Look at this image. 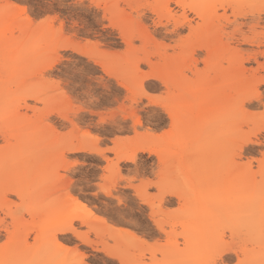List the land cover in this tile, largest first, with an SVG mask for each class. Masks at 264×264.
<instances>
[{
  "label": "snow or ice",
  "instance_id": "6c2138e0",
  "mask_svg": "<svg viewBox=\"0 0 264 264\" xmlns=\"http://www.w3.org/2000/svg\"><path fill=\"white\" fill-rule=\"evenodd\" d=\"M257 6L261 9V23L264 24V0H258V3L257 0H226L224 3L216 0H119L114 3L110 0H60V7L67 9L66 13L60 16H46L42 13V18H37L35 26L44 23L50 25L52 44L60 41L57 45L58 53L60 49H66L63 54L67 55L68 51H76L77 46L83 47L86 43L94 52L116 55L105 45L111 35L117 34L124 42L120 48L121 54L134 49L140 54L148 53V58L134 61L136 73L116 72L109 76L98 72L92 66L96 62L80 52L79 56L83 58L72 57L73 63L60 66L63 79L72 85L59 93L67 99V103L50 108H46L42 101L33 105L46 111L44 123L51 130L42 140L45 145L44 154L53 157L42 188L54 187L62 191V186L71 179L73 183L68 185L69 200L62 196L47 208H37L22 192L6 190V186L11 183V171L3 159V150L8 147L9 137L7 132L0 135V191H3L0 196V264H26L11 257L10 245L14 236L22 232L23 226L17 224V218L30 224L37 212L42 218L57 220L58 235L64 232L74 238L72 244L67 246L75 257L72 264H94L87 255L91 254L89 250L93 248L92 241L96 237L90 224L75 210L76 206L84 208L83 198H71L77 187L85 185L98 195H109V202L114 207L118 196H134L143 205L140 211L151 221L148 224L152 230L151 235L144 232L135 236V240L139 241L136 258L126 260L106 251L104 264H264V60L258 61L261 65L259 72L247 73L243 80L233 83L227 92V100L221 94L204 97L203 106H215L227 114L229 129L217 137L209 159L198 170H194L192 180L193 191L197 186H206L208 198H223L225 191L221 189L227 191L229 198L238 194L241 188L258 194L249 214L248 230L253 251L258 237V257L241 258V241L235 229L225 228L221 235L211 231L193 234L185 230L183 237L172 240L169 234L173 229L168 224L161 225V221L166 218V213L171 216L179 212L180 208L175 204L168 206L164 203L167 197L175 196L176 193L141 164L144 158L139 157L138 152L144 151L147 154L150 149L143 147L127 156H119L114 152L115 145L121 141L133 142L141 138L163 140L170 134H177L178 113L185 104L192 102L191 94L176 96L166 78L148 74L154 65L164 63L157 55V48L166 51L168 56H174L175 51L181 47L193 51L197 35L195 30L208 19L205 12L215 9V16L234 15V9H254ZM138 10H143L142 17L138 18ZM69 16L84 29L79 36L75 34L74 28L65 27ZM241 24L238 20L228 29L235 33L232 45L236 47L239 46L236 41L247 44L246 37L251 36L249 31L242 29ZM85 33L96 35H89L85 42ZM12 39L22 40L23 35L14 32L8 36L0 24V90L11 88L12 72H20L19 68L14 69L9 64L3 47L5 40ZM35 47L42 48L43 44ZM260 53L264 55V33L260 36ZM196 55L199 59L203 52ZM129 59H133L131 53ZM198 67L203 68L204 64ZM224 67L231 70L232 66L225 62ZM251 67L255 68L256 64L253 63ZM171 70L172 66L169 65ZM141 72L145 75L137 76ZM185 74L195 79L191 72ZM47 75L45 71L43 76ZM130 80L136 81L134 86L129 83ZM33 100L35 97H29L28 103ZM11 111V108L8 114L0 111V125L9 119ZM26 115L32 117L33 113L29 111ZM138 116L143 118V122H137ZM160 121H163L164 130L156 128L152 131V126ZM121 130H127V134ZM106 134L112 137L110 143L107 140L101 142ZM78 135L93 141L94 147L76 148L74 145ZM254 146H258V152ZM61 151L63 155L57 159L56 154ZM78 151L104 160V172H93L80 166L77 158L72 155ZM121 160H127L129 168L135 166L134 171L125 172ZM107 161H112V169L120 168L115 180L109 177L110 166ZM145 187L146 194L138 190ZM121 189L128 191L122 192ZM141 223L144 221L141 220ZM182 227H175V231L180 232ZM157 232L161 233L159 237L156 236ZM36 235V231L30 232L26 243L31 245ZM157 247L161 251L153 256L151 250Z\"/></svg>",
  "mask_w": 264,
  "mask_h": 264
},
{
  "label": "rangeland",
  "instance_id": "374dc122",
  "mask_svg": "<svg viewBox=\"0 0 264 264\" xmlns=\"http://www.w3.org/2000/svg\"><path fill=\"white\" fill-rule=\"evenodd\" d=\"M110 2H119V0H110ZM216 2L224 3L226 0H216ZM109 11L112 10L109 9ZM233 11L234 15L223 14L221 16L214 15L215 9L205 12L208 19L195 30L197 35L193 51L181 47L175 51L174 56H168L166 51L157 48V55L164 63L154 65L148 74L157 75L167 80L170 78L168 82L172 85L176 96L182 97L186 93L192 96V102L185 104L178 113V133L170 134L163 140L141 138L133 142L121 141L115 145L114 152L116 154L122 151L130 152L135 143L147 145L150 149L149 153L138 152V156L144 158L141 164L145 165L146 170L153 173L157 180L170 186L175 193L182 197L178 200L179 198L175 196H169L164 201L168 206L175 204L180 208L179 212L171 216L166 213V218L161 221V225L168 224L173 229L169 234L172 240L183 237L185 230H190L193 234L211 231L221 235L225 228L235 229L237 237L241 241V258H253L259 256L260 246L258 237L254 251L250 246L249 214L258 194L241 188L238 190V194L231 198L227 195V200L230 203L227 210L229 212L222 220H215L210 205L211 198L207 196V187L197 186L193 191L192 185L194 170H198L209 159L217 137L229 129L227 114L218 107L203 106L204 97L221 94L227 100V92L233 83L243 80L247 73L259 72L261 65L258 61L264 60V55L260 53V36L264 33L261 9L257 6L254 9L237 8ZM66 12L67 9L60 7V0H0V24L4 26L5 32L8 36H12L14 32L23 35L22 40H5L3 45L9 64L14 69H20L19 74L16 71L11 74L12 87L0 90V111L8 114V109L12 110L9 119L0 125V135L7 132L9 137L8 147L3 150V159L11 171V183L6 186V190L22 192L37 208H47L62 196L65 200H69L68 185L73 183L69 179L62 186V191L54 187L42 188L50 161L53 158L51 154H44L45 145L42 140L45 134H50L51 130L44 123L46 111L33 106L40 101L44 102L46 108L67 103V99L60 96L59 93L71 88L72 85L63 79L61 64L73 63L72 57L83 58L79 56V53L83 52L96 62L92 66L98 72L111 76L116 72L136 73L134 61L148 58V53L140 54L134 49H129V52L121 54L120 48L124 46V42L117 34L111 35L105 45L111 53L116 55L94 52L86 46V43L83 47L77 46L76 51H68L67 55L63 54L66 49H60L58 53L57 45L60 41L57 40L55 44H52L50 25L44 23L35 26V22L37 18H42V13L46 16H60L61 13ZM142 16L143 10H138V18ZM238 20L242 22V29L249 31L251 36L246 37L247 44L236 41V44L239 45L236 47L232 45L235 33L228 29L232 23ZM253 20L254 23H251ZM65 27L74 28L77 36L84 31L79 22L70 16L65 21ZM89 35L94 37L96 34L85 33L83 37L85 42ZM41 43L43 44L42 48L35 47ZM101 43L104 42L101 41ZM200 52H203V55L198 59L196 54ZM130 53L133 57L132 60L129 59ZM225 62L232 66L231 70L224 67ZM201 63L204 64L203 68L198 67ZM253 63L256 64L255 68L251 67ZM170 64L174 66L172 67L173 72L169 71ZM246 64L249 67H244ZM174 69L178 73L174 72ZM45 71L48 73L47 77L43 76ZM186 72H191L195 79L186 76ZM144 75L145 73L142 72L137 74L139 77ZM129 83L134 86L136 81L130 80ZM149 83L155 82L150 81ZM117 87H119L118 84ZM29 97H35V100L28 103ZM22 102L23 107L21 108ZM29 111L33 113L32 117L26 115ZM137 122H143V118L138 116ZM162 124L163 121L157 122L151 130L155 131L156 128H160L163 131ZM121 131H125L127 134V130ZM104 140L110 143L111 135L106 134L101 138V142ZM74 146H85L90 149L94 147V142L78 135ZM254 149L258 152V146H254ZM153 154H156L155 159ZM62 155L61 151L56 154V158L58 159ZM72 155L77 158L80 166L91 169L93 172H104L105 161L98 156L90 155L84 151L75 152ZM62 163L66 164L67 162L62 161ZM107 163L110 166L109 177L115 180L120 168L112 169V161H107ZM120 163L124 165L125 172L134 171L135 166L129 168L128 162L120 161ZM138 190L145 194L147 191L146 187ZM120 191L128 190L121 189ZM224 191L227 193L226 190ZM2 195L3 191H0V196ZM71 198L76 200L83 198L84 208L76 206L75 210L90 224L96 237L92 241L93 248L89 250L91 254H86L88 259L94 261V264H104L107 259L104 254L106 251L118 254L126 260L136 258L135 252L139 241L135 240V236L144 232L152 234V230L148 228L151 221L147 219L146 214L140 211L143 205L137 202L134 196L131 198L118 196L114 207L109 202V195H98L88 185H85L77 187ZM137 217L140 219H136ZM39 218L44 219L39 212L33 216L30 224H25L17 218V224L23 227L21 235L14 236L11 242V257L22 260L26 264H72L75 257L67 246L72 244L74 238L67 233L57 234L55 218H45L41 222H39ZM141 220L144 223H141ZM35 225H37L38 232L35 230ZM180 225L183 227L180 232H176L175 227ZM33 227L34 229L31 230ZM47 229L51 230V238L45 241ZM32 231H36L37 235L32 238L31 245H28L26 242ZM41 231L44 233L42 234ZM160 235L161 233H156L157 237ZM158 251H161L159 247L154 248L151 250V254L155 256Z\"/></svg>",
  "mask_w": 264,
  "mask_h": 264
},
{
  "label": "bare ground",
  "instance_id": "6f19581e",
  "mask_svg": "<svg viewBox=\"0 0 264 264\" xmlns=\"http://www.w3.org/2000/svg\"><path fill=\"white\" fill-rule=\"evenodd\" d=\"M254 16V15H253ZM256 60V59H255ZM170 61V60H169ZM175 63V62H174ZM171 65V64H170ZM181 65V64H180ZM172 67H174V66H172ZM176 67V66H175ZM165 69H166V66H165ZM173 69V68H172ZM180 69V68H179ZM175 70V69H174ZM169 72V71H168ZM172 72H173V70H172ZM174 72H177L178 73V71L177 70H175ZM170 74V73H169ZM169 74H167V75H169ZM166 75V76H167ZM179 75V74H178ZM177 75V76H178ZM171 76V75H170ZM169 77V76H168ZM173 78V77H172ZM170 78H168V80H169ZM201 91V90H200ZM196 106V105H195ZM200 107V106H199ZM196 112V111H195ZM201 112V111H200ZM203 113V112H202ZM194 114V113H193ZM143 147H148L147 145H145V144H141V143H135L133 146H132V150L130 151V152H118L117 153V155H119V156H127V155H129V154H133V153H136V151H137V149H142ZM76 148H78V149H87L85 146H79V147H76ZM90 148V147H89ZM91 149V148H90ZM79 152V151H78ZM139 152H144V151H139ZM121 161H123V162H128L127 160H121ZM224 191V190H223ZM175 197H177V198H179L178 200H180L182 197L180 196V195H178L177 193H176V195H175ZM210 205H211V209H212V214H213V218L215 219V220H222L224 217H226L227 216V214H228V212H227V210H228V207H230V203H229V201L227 200V193L225 192V195H224V197L223 198H220V199H217V198H211V203H210ZM90 214V213H89ZM88 214V215H89ZM45 219V218H44ZM43 219V220H44ZM43 220H41V218H39V222H41V221H43ZM38 222V223H39ZM34 229V227L33 228H31V230H33ZM46 229V228H45ZM35 230H37V225H35ZM48 231H46L45 232V238H44V240L45 241H48L50 238H51V230L49 231V229H47ZM37 232H38V230H37ZM41 233L43 234L44 232L43 231H41ZM60 234H66V233H64V232H60ZM40 236H42L41 234H39ZM20 244V243H19ZM17 247V246H16ZM18 250V249H17ZM15 252H16V250H15Z\"/></svg>",
  "mask_w": 264,
  "mask_h": 264
}]
</instances>
